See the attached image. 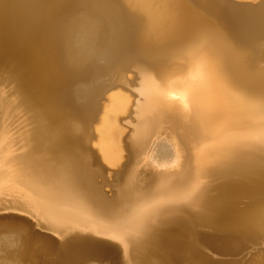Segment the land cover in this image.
<instances>
[{"label": "bare ground", "instance_id": "1", "mask_svg": "<svg viewBox=\"0 0 264 264\" xmlns=\"http://www.w3.org/2000/svg\"><path fill=\"white\" fill-rule=\"evenodd\" d=\"M68 1L69 8L59 0H0V203L12 196L38 211L40 222L119 243L105 253L90 239H76L58 252L56 264H78L82 258L115 264L119 253L124 264H155L153 224L169 213L184 212L171 221L168 264L175 258L180 264H207L198 255L196 230L194 239L185 238L190 221L218 236L259 234L264 201L252 213L234 210L243 197L252 205L249 187L264 188V60L239 51L233 37L264 44V0L260 8L241 12L218 0H124V11L109 0ZM56 9L60 14L51 15ZM67 13L81 15L66 24ZM103 30L107 50L95 55L90 46ZM73 51L84 53L85 61ZM98 64L115 75L107 83L86 85L97 77ZM129 70L134 81L127 83ZM74 83L82 84L71 101L68 87ZM31 86H37V95H28ZM176 92L186 94L187 107L178 104ZM103 96L108 103H101ZM141 97L145 102L138 104ZM21 110L29 113L32 128L27 124L17 132L13 118ZM123 115H130L131 127L125 140ZM91 123L102 162L121 167L112 201L91 183L93 175H101L88 169ZM161 153L174 159L171 170L160 165ZM192 154L200 156L191 162ZM193 163L209 167L198 170ZM212 178L227 183L210 192L205 185ZM5 188L8 195L1 194ZM7 228L25 238L23 251L7 258L13 256L16 264L33 259L28 229ZM241 264H264V255Z\"/></svg>", "mask_w": 264, "mask_h": 264}, {"label": "water", "instance_id": "2", "mask_svg": "<svg viewBox=\"0 0 264 264\" xmlns=\"http://www.w3.org/2000/svg\"><path fill=\"white\" fill-rule=\"evenodd\" d=\"M224 1L236 9L255 7L259 4V1L256 3L240 0ZM86 145L95 162V164L90 165L88 169L99 170L102 175L100 180H98L100 177L98 174L93 175L91 183L105 199L112 201L115 196V184L117 183L116 175L119 174L121 167L115 169L108 168L101 161L96 150L88 145V142ZM109 172H112L111 178L107 175ZM106 184L110 186V191L104 190L103 187ZM247 202L245 198L240 199L239 203H237V208L234 210L235 214L257 211L250 209ZM194 211L195 210H187L190 214L194 213ZM261 212V232L247 239L213 235V230H211L210 227L201 225L196 226L197 235L200 237L198 240L199 257L207 264H241L248 263L264 255V207ZM183 213L184 212L169 213L153 224V230L157 235L155 245L153 246V260L155 264H168L166 260V255L168 253L167 237H171V235L175 233V228L171 221L183 217ZM7 227H12L14 229L25 227L28 229L27 243L29 248L33 250V259H31V257H24L23 261L25 264H56L58 252L62 247L72 243L76 239H90L93 241L92 247L95 250L105 253L111 248H119V243L114 239L95 234L89 230L70 228L58 229L49 224L38 222L23 206L11 201L0 203V229H8ZM24 239L23 237H18L15 230L9 231L8 234H0V261H2L1 257L5 254L15 255L23 251ZM232 245H235V247L232 248ZM178 250L177 248L176 251ZM89 261L86 262L81 260L79 264L89 263ZM172 262L174 263L171 264H180L177 258ZM99 264L112 263L102 260L99 261ZM115 264H124L120 253L115 260Z\"/></svg>", "mask_w": 264, "mask_h": 264}, {"label": "rangeland", "instance_id": "3", "mask_svg": "<svg viewBox=\"0 0 264 264\" xmlns=\"http://www.w3.org/2000/svg\"><path fill=\"white\" fill-rule=\"evenodd\" d=\"M240 1H252V2H254V3H256V2H258L259 1V4L258 5H256L255 7H244V8H241V9H236V8H234V9H236V10H238L239 12H241V11H245L247 8H254V9H258V8H260L261 6H262V4H263V0H240ZM218 2H219V4H220V6H222V7H225L226 9L228 8H233V7H231L230 5H229V3H227L226 1H224V0H218ZM59 3L61 4L62 3V5H63V7L65 6V7H67V8H69L68 6H69V1L68 0H59ZM108 5L109 6H117L118 8H120L121 10H123L124 11V0H109V3H108ZM57 10H59V9H56V10H54V11H51L50 13H51V15H53V16H57L58 14H60L59 12H61L60 10H59V12L57 11ZM66 10V9H65ZM55 11H57V12H55ZM54 12V13H53ZM58 13V14H57ZM66 16H64V21H65V23L67 24V23H69V22H71V21H73V20H75V19H77L78 17H79V15H81V13H78V14H74L73 13V15L72 14H69V13H67V14H65ZM75 15V16H74ZM212 16V18H213V15H211ZM210 16V17H211ZM70 19H69V18ZM227 21H226V20ZM230 19L228 18H224L223 19V21H225V25H228L227 23H228V21H229ZM220 21V20H219ZM222 20L220 21V22H222L223 23V25H224V22H223ZM227 22V23H226ZM221 23V24H222ZM220 24V23H219ZM220 24V25H221ZM223 25H221L222 27H223ZM224 27H226L227 28V26H224ZM225 28V30H230V33L231 34H233V32H231V31H234L232 28V30L229 28V29H226ZM63 31V33H65V30L63 29L62 30ZM106 31V30H105ZM226 31V32H227ZM104 32V30L100 33V35H99V37H98V39L97 40H95L96 42H98V43H96V42H94L91 46H90V49L91 50H94L93 51V53L95 54V55H97L99 52L101 53L102 51H104V50H107V46H106V43H107V40H108V32H105V33H103ZM227 33H229V31L227 32ZM137 35V32L135 31V33H134V36L136 37V35ZM102 35V36H101ZM230 35V34H229ZM231 36V38L233 37V35H230ZM236 36L234 35V44H235V46L237 47V49H239V51H241V52H244V53H246V54H249L250 53V55H251V53H252V55L254 54V57H256L257 59H260V60H264V44H258L256 41H249L248 42V44H247V42L245 41V43H244V41L241 39V38H238V37H236ZM238 38V39H237ZM241 39V40H240ZM231 40H233V39H231ZM104 41V42H103ZM132 44H133V41H132V43H130V45L129 46H132ZM244 44H245V47H244ZM101 45V46H100ZM257 45H259V46H257ZM100 46V47H99ZM98 47V48H97ZM95 48V49H94ZM132 48V47H131ZM131 48H129V51H131L132 49ZM75 48H73V50H74ZM131 49V50H130ZM76 50V49H75ZM96 51V52H95ZM74 52V51H73ZM88 52V51H87ZM76 51L74 52V54H75V56H76V58H77V60L79 61V59H81L80 61L81 62H83V55H84V53H78V55L79 56H77L76 55ZM81 55V56H80ZM132 56V55H131ZM78 57H80L79 59H78ZM76 58H75V60H76ZM76 60V61H77ZM79 61V62H80ZM85 61V60H84ZM101 65H103V64H98V66H99V73H98V75H97V77H95V79H93L92 81H89V82H86L85 84L86 85H94L95 83H98V82H109V80L108 79H110L111 77H113L114 75H115V73H114V70H108V69H106V65H104L103 67L101 66ZM3 68V66L2 65H0V75H2L3 73L1 72V69ZM131 70H129L128 72L126 71V76H125V80H126V82L127 83H130V82H133L134 81V74H133V72L131 71ZM4 75V74H3ZM17 78H19V77H17ZM131 79H132V81H131ZM129 80V81H128ZM140 80V79H139ZM24 82L27 84V82H29L28 80H24ZM23 82V83H24ZM25 84V85H26ZM75 84V85H74ZM74 84H72V85H70L69 87H68V92H69V99L71 100V101H75L74 99H72L74 96H75V99H76V89H77V87L80 85V84H82V83H74ZM22 85V84H21ZM11 86V85H10ZM10 86H8V87H10ZM19 86H20V84H17V88H19ZM121 88H123L122 86H121ZM131 88V87H130ZM139 88H141V87H139ZM6 89H8V88H6ZM75 92V93H74ZM37 93H38V89H37V86H31L30 88H29V93H28V95H30V96H33V95H37ZM18 94H21V92H19ZM131 94V98L132 99H134V100H132L133 101V104H134V102H136V96L133 94V93H130ZM143 97H141V98H139V101L137 102L138 104H140V103H143V102H145V99L143 100L142 99ZM103 102H109L104 96L102 97V99H101V103L103 104ZM15 104V105H14ZM14 106L13 107H16V105H17V107H18V104H17V101H15L14 102ZM13 107L9 110V109H7V110H4V112H2V113H4L5 115H6V113L8 112H12V110H13ZM16 107V108H17ZM9 110V111H8ZM21 111H23V112H21ZM21 111H18V113L21 115L20 117H19V115H17V113H16V116H14L15 118H13V123H14V125H15V131H21V130H23V129H27V127L26 126H28L27 124H29V126H28V128L29 129H31L32 128V126H30V115H29V113L27 112V111H24V110H21ZM7 113V114H8ZM18 116V117H17ZM28 116V117H27ZM129 117H130V115H123V116H121V118H122V120H121V124H122V129H123V138H124V140H125V137L127 136V134H129L130 133V131H131V127L128 125V123H127V121L126 120H128L129 119ZM29 120L28 122H26L27 120ZM24 123H26V124H24ZM18 124H22V125H20L19 126V128H18ZM92 125H91V127H89V133L90 134H92V135H90V139H89V141H88V145H90L93 149H95L96 150V152H97V154L100 156V159H101V161H103L102 160V158H101V155H100V148L98 147H96L97 145H94L93 146V144L95 143V142H97L98 141V138H99V135H98V133L94 130L95 129V125H93V123H91ZM22 127V128H21ZM23 127H25V128H23ZM91 128V129H90ZM17 129V130H16ZM17 131V132H18ZM95 132V133H94ZM126 132V133H125ZM92 136V137H91ZM97 136H98V138H97ZM188 139H189V137H188V135H185ZM185 138V137H184ZM186 138V139H187ZM187 139V140H188ZM186 140V141H187ZM95 141V142H94ZM185 141V146L187 145V149H190V144H189V142L187 143ZM189 141V140H188ZM93 143V144H92ZM125 150V149H124ZM188 151V150H187ZM143 152H145V150L143 151ZM125 153V155H126V151H123V154ZM132 156V155H131ZM197 156H200V154L199 155H197V154H192V156L190 157V158H192V160H190L191 162H193L194 160H195V158L197 157ZM202 156V155H201ZM194 157V158H193ZM203 157L204 158H210L211 157V155H208V156H206V155H203ZM162 158V159H161ZM165 158V159H164ZM206 158V159H207ZM131 159H132V157H130V159H129V161H128V163L129 162H131ZM170 160H172V161H170ZM138 161V160H137ZM158 161H159V163H160V165L161 166H163V167H165V169H167V170H171L172 169V167H171V165L172 164H174V159H172V157H170V156H168L167 154L165 155V153H161L160 155H159V157H158ZM168 162V163H167ZM95 164V162H94V158H93V160L91 161V163H90V165H94ZM105 165H106V163H104ZM126 165H127V163H125ZM165 164V165H164ZM202 164V165H201ZM204 164H205V166H204ZM206 164H207V166H206ZM125 165V166H126ZM193 165V167H195L196 169H198V170H205V169H207L208 167H209V163H200V165H199V167L198 166H196V164H192ZM107 167H108V165H106ZM168 166V167H167ZM200 166H201V168H200ZM198 167V168H197ZM207 167V168H206ZM108 168H110V169H112L111 168V166L110 167H108ZM113 169H115V168H113ZM109 174H110V176H109ZM108 177L109 178H111V175H112V172H109L108 174ZM100 177L98 178V180H100L101 178H102V175H99ZM147 178H148V181L150 182L151 181V183H153L154 181H152L151 179H152V176H148L147 175ZM119 180L120 179H117V183L115 184V191H114V199H115V197L117 196V193H118V188L117 187H119L120 186V182H119ZM219 181V179H217V178H212L210 181H208V183L205 185V190H208V191H210V192H214V191H218L219 189L218 188H222V186H224L225 185V182L227 183V180H222V179H220V181ZM224 181V182H223ZM221 184V185H220ZM210 186V187H209ZM217 186V187H216ZM104 190H106V191H110V186L109 185H105L104 187ZM144 188V187H143ZM140 189H142V187L140 188ZM3 192H5V193H3ZM8 192V188H5V189H3L2 190V192H1V194L2 195H6V193ZM251 192V193H250ZM264 188L262 189L259 185H252L251 187H249V190H248V194H249V196H247V197H249V198H251V199H253L252 201L254 202H251L252 203V205H250V209L251 208H253L255 205H259V203L261 202L262 203V201H264ZM259 193V194H258ZM11 193H9V195H10ZM7 195H8V193H7ZM261 195H263V196H261ZM259 196H261V198H257V197H259ZM7 198H6V200L7 201H11V202H13V203H17V202H19L18 200H16V199H14V198H12V196H6ZM254 197V198H253ZM11 198V199H10ZM243 198H245V197H243ZM255 198H257V203H255V201L256 200H254ZM1 202V201H0ZM21 202H22V200H21ZM259 202V203H258ZM260 203V204H261ZM18 204V203H17ZM264 203H262V205H263ZM28 212H29V214L36 220V221H38V222H40V218H39V216H40V213L37 211V212H35V211H32V210H30L28 207H26V206H24V205H22ZM30 210V211H29ZM32 211V212H31ZM39 215V216H38ZM74 220H75V218H74ZM75 221H77V218H76V220ZM113 226V225H112ZM196 224L192 221H190L189 222V231H186V233H185V238H187V239H189V240H192V239H194V237H193V233H194V230H196ZM191 227V228H190ZM7 229H0V234H8L9 233V230H8V233H7V231H6ZM190 230H192V232H190ZM7 256H10V255H8V254H5V255H3V257H1L2 258V261H0V264H16V262H15V260H13L12 259V257L9 259V258H7ZM6 258V259H5ZM90 258H96L95 256L94 257H87V258H84V260L85 259H90ZM102 257H97V259H101ZM103 258H105V257H103ZM102 258V259H103ZM82 261H83V258L81 259ZM81 260H80V262H81ZM100 261V260H99ZM99 261H97V260H90L89 261V263L90 262H99ZM80 262H78V264L80 263ZM89 263H87V264H89ZM21 264H25L24 263V261H22V263ZM86 264V263H85ZM97 264H99V263H97Z\"/></svg>", "mask_w": 264, "mask_h": 264}, {"label": "snow or ice", "instance_id": "4", "mask_svg": "<svg viewBox=\"0 0 264 264\" xmlns=\"http://www.w3.org/2000/svg\"><path fill=\"white\" fill-rule=\"evenodd\" d=\"M176 95L179 97L178 104H180L183 107H187V98L186 94L184 92H176Z\"/></svg>", "mask_w": 264, "mask_h": 264}]
</instances>
